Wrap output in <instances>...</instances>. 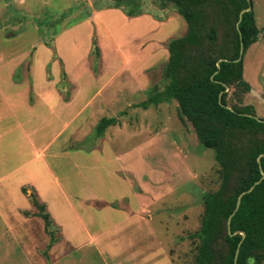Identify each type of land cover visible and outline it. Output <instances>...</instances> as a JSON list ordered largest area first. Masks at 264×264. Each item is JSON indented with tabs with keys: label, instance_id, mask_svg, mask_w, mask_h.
<instances>
[{
	"label": "rangeland",
	"instance_id": "obj_1",
	"mask_svg": "<svg viewBox=\"0 0 264 264\" xmlns=\"http://www.w3.org/2000/svg\"><path fill=\"white\" fill-rule=\"evenodd\" d=\"M9 1L0 0V117L12 124V165L52 166L55 152V210L49 198L46 207L56 242L46 248L40 218L41 230L34 223L26 234L0 220V264H192L187 235L199 228L202 194L218 186L214 153L179 119L175 100L142 105L150 87L164 85L166 43L184 34L183 17L158 0H140L144 13L134 16L107 7L111 0ZM252 8L260 32L243 57L242 102L263 117L264 0ZM47 80L74 104L41 96L52 91ZM103 116L117 123L97 136ZM17 122L28 141L15 160Z\"/></svg>",
	"mask_w": 264,
	"mask_h": 264
},
{
	"label": "trees",
	"instance_id": "obj_2",
	"mask_svg": "<svg viewBox=\"0 0 264 264\" xmlns=\"http://www.w3.org/2000/svg\"><path fill=\"white\" fill-rule=\"evenodd\" d=\"M144 3L111 0L106 6L121 8L134 16L144 13ZM158 3L160 9L171 4L185 20L186 30L167 41L168 57L162 67L164 85L161 89L150 87L142 105L175 100L179 119L191 124L199 143L213 150L217 163L218 186L202 194L199 228L187 235L193 243L192 264H234L240 240L236 264H263L264 177L260 179V167L264 172V116L257 120L253 117L254 106L242 102L250 90L243 77V57L260 32L252 0L251 9L242 13L238 26L240 12L249 5L247 0ZM241 42V58L236 61ZM115 123L116 117H101L95 126L96 135H103ZM259 179L250 191L244 192ZM31 201L36 208L34 214L42 219L49 236L48 249L56 242L55 227L46 205L34 193ZM230 214V232H236L234 235L227 231ZM240 231L245 233L243 238Z\"/></svg>",
	"mask_w": 264,
	"mask_h": 264
},
{
	"label": "crops",
	"instance_id": "obj_3",
	"mask_svg": "<svg viewBox=\"0 0 264 264\" xmlns=\"http://www.w3.org/2000/svg\"><path fill=\"white\" fill-rule=\"evenodd\" d=\"M5 4L10 5V1L6 0ZM47 81L50 83V80ZM28 86L29 88L31 87L30 85ZM45 86L46 88H52V91L41 92V96L47 97L49 101L55 98V104H54L55 107L59 108L61 102H64L65 103L64 105H66L67 108L70 105H72V103L74 104V100H73L74 94L73 95L71 94L68 99H64L63 97H61L57 89L58 88L57 85H55L54 83L52 84L50 83V85H45ZM73 88L75 89L77 88V86L74 85ZM25 92L27 95L26 90ZM9 97L10 95H7L5 101H9L10 99ZM14 98L19 99L18 96H15ZM29 101L30 102L32 101L31 97ZM84 106L85 104L78 111H80ZM53 107L54 106H50L51 109H53ZM76 113L77 111L74 110L73 116ZM5 120L6 118L0 117V220L3 223L5 229H7L6 230L7 232L15 234V231H17L16 229L20 227L24 229V234H26L28 231H33L34 223L36 225L39 224L38 221L36 220L37 218H40L39 216L34 214L36 208L31 201L32 193H34L37 199L40 202L44 203L45 205H48V203L51 202L53 211L55 210L54 209L55 183L58 182V180L55 177V152L53 153L52 166H49V164L44 161L38 168H34L32 170L27 171V169L25 168L26 166L25 163L21 162L12 165V160L14 156L11 154L10 147L12 144V140L11 137L9 136L12 130L11 127L12 124L10 121L5 122ZM68 122L69 119H66L65 121H63L62 126H65ZM16 125H18L21 129H20V135L18 136L20 142L19 145L16 146L17 153L15 156V160L17 159L18 156L21 155L22 147L27 143L26 141H28V135H27L28 133L26 129L22 128L21 123L17 122ZM24 139H26L25 144L23 143ZM52 139L55 140V133L53 134ZM47 146L48 143L44 144L41 147V150L38 151L37 155L41 160L42 157L44 156ZM33 177L40 178L43 181L34 182ZM61 192L63 193V191ZM22 197L28 198L31 204L33 205V207L30 209H26L22 207L20 204ZM46 198H49L50 202H48ZM5 205H9L8 206L9 208L7 209L6 212L4 211ZM29 211H31V214L33 213V215H29L30 214ZM50 217L55 227V215L54 216L50 215ZM41 224L43 229L42 231H44L45 229L42 219H41ZM39 229L41 230V225ZM54 244H52L51 247H54Z\"/></svg>",
	"mask_w": 264,
	"mask_h": 264
},
{
	"label": "water",
	"instance_id": "obj_4",
	"mask_svg": "<svg viewBox=\"0 0 264 264\" xmlns=\"http://www.w3.org/2000/svg\"><path fill=\"white\" fill-rule=\"evenodd\" d=\"M247 1H248L249 5H248L247 8L243 9V10L240 12V14H239V18H238V21H237V26H238L239 22L241 21L242 13H243L244 11H248V10L251 9V3H250V0H247ZM238 31H239V30H238ZM242 48H243V44H242V42H241V43H240V51H239V52H240V55L235 59L236 61H238V60L241 58ZM217 65H218V67H219V62L217 63ZM219 98H220V95H219ZM253 117L256 118L257 120L261 121V119H260L258 116H256V115H254ZM260 156H261V155H260ZM258 161H259V160H258ZM260 170H261V172H262V177H261L260 179H262V178L264 177V172H263V170H262L261 167H260ZM260 179H259L258 181H256L252 186H250L249 189H247V190L244 191V192L250 191V190L253 188V186H254L256 183H258V182L260 181ZM244 192H242V193L238 196V198H237V202H236V206H235V210L238 208L239 203H240V198H241L242 194H244ZM231 216H232V214H230L229 217H228V221H227V231H228V233H229L230 235H234L236 232H233V233L230 232V219H231ZM240 234L242 235V238L245 236V233H244L243 231H240ZM240 243H241V240L238 242V245H237V249H236L235 256H234V264H236V256H237V252H238V248H239V246H240Z\"/></svg>",
	"mask_w": 264,
	"mask_h": 264
}]
</instances>
